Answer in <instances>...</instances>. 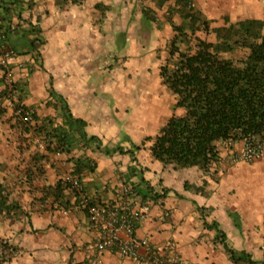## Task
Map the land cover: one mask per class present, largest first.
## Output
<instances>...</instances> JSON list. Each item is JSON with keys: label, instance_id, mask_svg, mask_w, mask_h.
I'll list each match as a JSON object with an SVG mask.
<instances>
[{"label": "crops", "instance_id": "crops-1", "mask_svg": "<svg viewBox=\"0 0 264 264\" xmlns=\"http://www.w3.org/2000/svg\"><path fill=\"white\" fill-rule=\"evenodd\" d=\"M103 1L84 0L91 4L92 13L89 7L81 11L73 5L59 8L54 0H33L36 5L22 13L24 20L39 28L42 44L36 46V63L27 54L9 61L12 79L23 89L21 103L34 116L27 131L9 103L0 101L6 110L0 114V197L4 203L0 264H142L114 248L96 256L84 251L97 240L99 229L79 203L87 200L108 207L116 202L120 186L129 183L136 205L145 203L141 196L148 188L158 194L163 191L160 199L147 198L149 213L136 224V238L164 252L173 247L182 264H264V150L245 161L231 156L232 149L243 147L242 142L227 144L225 149L218 146L219 159L208 173L195 167L164 168L151 157L150 143L129 151L161 126L163 112L138 111L132 82L101 68V60L117 50L126 55L137 49L136 42L127 46L132 38L128 35L122 48L114 43L112 29L106 35L104 16L94 9ZM124 1L130 3L112 0L108 4ZM190 1L194 11L209 22L264 21V0ZM124 17L128 21L130 14ZM21 35L13 31L8 43L18 51L29 50L27 36ZM25 65L32 67L28 76ZM50 87L77 120L71 129L58 103L54 106ZM79 121L86 137L97 142L80 138ZM44 128L64 131L68 150L48 151ZM78 159L90 163L79 174L75 173ZM224 245L245 254L250 263H234ZM2 252H8L7 259ZM137 254L142 255L143 249L138 248Z\"/></svg>", "mask_w": 264, "mask_h": 264}, {"label": "trees", "instance_id": "trees-1", "mask_svg": "<svg viewBox=\"0 0 264 264\" xmlns=\"http://www.w3.org/2000/svg\"><path fill=\"white\" fill-rule=\"evenodd\" d=\"M161 1L165 3L168 0ZM54 2L60 7L67 2L75 3L76 0ZM33 5V0H0L1 54L4 51H10L16 56L27 54L34 63L37 62L39 50L36 46L42 44L37 36L40 30L36 24L22 18V13L30 10ZM170 10L176 11L186 26L184 29L171 24L175 35L168 45V57L159 66L161 83L174 99L173 113L155 135L145 137L140 144H133L132 147L137 151L150 143L148 149L151 157L164 168L179 170L195 167L202 173H208L219 159L220 144L242 142L243 146L264 147V21L245 19L228 23L224 20L223 26L210 29L211 22L194 11L190 0H174ZM141 13L145 18H151L145 9ZM198 29L212 33L215 41L208 42L195 36ZM15 30L21 31V36H27L26 47L29 50L18 51L8 43ZM28 35L33 37L29 38ZM181 44H186V49L180 50ZM3 70L0 65V71ZM0 82L3 85L0 101H7L10 93H14L17 103H12L13 110L10 108L13 114L17 109H21L22 113L28 111L21 103L24 95L22 86L14 82L9 89L4 82L3 73ZM48 94L54 98V106L58 103L67 128L71 129V123L77 120L72 119L67 105L51 87ZM178 110L181 111L179 114L176 113ZM5 111L0 107V114ZM22 117L20 114L19 118ZM33 118L32 113L31 121ZM79 122L80 138L97 142L94 137H86L82 130L83 124ZM27 124L21 123L23 131L28 130ZM44 126L43 124L41 128ZM42 133L48 151L68 150L64 131H47L44 128ZM105 150L107 153L110 151ZM87 166H90L88 161L83 163L82 160H76L75 173L79 174ZM132 190L135 193L134 187ZM161 196L163 197V191L158 194L148 188L141 199L148 201L147 198L154 200ZM1 197L0 214L4 207ZM218 238L222 239L223 234L218 233ZM224 248L234 263L241 260L250 263L249 259H245V254H238L226 245ZM1 255L3 256V252Z\"/></svg>", "mask_w": 264, "mask_h": 264}, {"label": "rangeland", "instance_id": "rangeland-1", "mask_svg": "<svg viewBox=\"0 0 264 264\" xmlns=\"http://www.w3.org/2000/svg\"><path fill=\"white\" fill-rule=\"evenodd\" d=\"M108 1L111 2L112 0H104L97 8L94 6L98 15L104 16L106 35L112 29L114 43L116 45L120 43L121 48L128 35V37L132 38L127 40V46H133L136 42L137 49L133 47L130 50L131 52L126 55L117 50V52L110 55V58L106 56L104 61L101 60L103 64L101 68L104 67L105 73L110 76L115 77L116 75L128 78L134 88L137 110L144 113L148 112V114H150L151 108L153 110L156 109V112H163V118L160 121L162 125L173 113L174 99L161 83L159 66L168 57V45L175 35L171 24L173 23L186 29L185 23L176 14V11L170 10L173 7L174 0H168L165 3H162L161 0H134L133 3V0H130V3L124 1L116 5L108 4ZM86 2L84 3V0H76L75 3L67 2L62 6H77L81 11L89 7V10L92 11L91 4H86ZM34 5L36 4L34 3ZM143 9L148 11L151 18H145L141 15ZM125 13L130 14L128 21H125ZM223 25L224 20L211 22L210 29ZM195 36L208 42L215 41L212 33H206L200 29L196 30ZM179 49H186V44H181ZM176 113L179 114V112ZM159 128L155 129L149 136L155 135ZM122 138L124 137L122 136ZM219 147L225 149L227 145L220 144ZM234 150L232 149V151ZM129 151H134L132 146Z\"/></svg>", "mask_w": 264, "mask_h": 264}, {"label": "built area", "instance_id": "built-area-1", "mask_svg": "<svg viewBox=\"0 0 264 264\" xmlns=\"http://www.w3.org/2000/svg\"><path fill=\"white\" fill-rule=\"evenodd\" d=\"M15 56L10 51H4L0 58V65L4 68L2 71L4 82L9 89L14 84L9 61ZM23 68L25 75L28 76L32 67L25 65ZM10 94L7 102L13 110V104L17 103V97L14 93ZM14 113L17 116L23 115L21 120L25 124L31 121L32 111L30 109L23 113L21 109H17ZM263 150V146H243L240 150L233 151L231 156L233 159L251 161L257 158ZM132 188L130 183L122 184L116 193V202L108 207L96 206L87 200H82L79 203V207L86 213L92 224L99 229L97 240L87 244L84 251L88 255L96 256L109 248H114L123 257L135 259L142 264H182L173 247H171V252H164L161 249L151 247L145 239L135 237V226L147 217L149 202L145 201L141 205H136L133 201L134 192ZM138 248L143 249V254L140 256L137 254ZM7 257L8 252H3V258L7 259Z\"/></svg>", "mask_w": 264, "mask_h": 264}]
</instances>
